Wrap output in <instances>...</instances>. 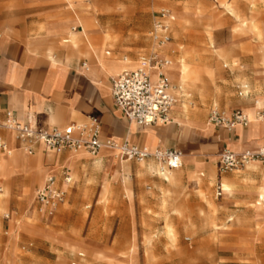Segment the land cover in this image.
Returning <instances> with one entry per match:
<instances>
[{
  "label": "rangeland",
  "instance_id": "obj_1",
  "mask_svg": "<svg viewBox=\"0 0 264 264\" xmlns=\"http://www.w3.org/2000/svg\"><path fill=\"white\" fill-rule=\"evenodd\" d=\"M24 1L0 0V18L13 19ZM35 1L32 4L51 9L57 19L71 21L69 28L64 22L49 31L77 35L85 51L81 44L76 49L62 44L63 37L62 48L75 50L78 59L98 58V63H103L100 58L118 59L126 64L118 73L113 69L114 78L135 68L149 52L154 14L168 12L174 17L173 48L166 46L172 53L166 68L175 101L172 108H181L185 118H200L204 123H193L200 132L209 133L213 109L225 116L240 111L251 117L246 105L256 111L264 108V0ZM83 30L87 45L80 36ZM102 37L103 44L96 41ZM178 61L188 67L183 82L172 73ZM260 124L264 121L251 120L248 127ZM65 153L81 156L71 167L64 161L58 167L46 166L58 186L64 173L73 172L70 189L59 188L64 198L52 210L34 197L47 171L39 154L34 158L41 168L39 186L29 201L26 196L5 197L6 187L0 185V264H125L122 255L132 235L136 241L132 264H264V217L254 210L258 182L250 174L254 164L218 175L217 154L209 158L199 191L191 187L187 173L179 183L175 174L183 169L170 170L171 184L166 182L159 170L167 171L166 166L152 158L130 159L115 167L119 159L113 151L96 156ZM16 156L26 160L21 152L11 151L6 161ZM256 166L262 167L256 172L261 174L264 166ZM20 168L17 162L13 176ZM225 180L232 183V192L219 196Z\"/></svg>",
  "mask_w": 264,
  "mask_h": 264
},
{
  "label": "crops",
  "instance_id": "obj_2",
  "mask_svg": "<svg viewBox=\"0 0 264 264\" xmlns=\"http://www.w3.org/2000/svg\"><path fill=\"white\" fill-rule=\"evenodd\" d=\"M35 2V0L23 2L19 14L13 18L16 19V23H12L14 20L9 17L0 18V122L4 120L5 113L10 112L21 123L31 119L39 129L49 130L84 125L89 119L94 118L98 123L100 141L110 140L118 144L126 143L128 146L150 151L174 150L180 152L182 166L179 169H183V171L175 175L179 178L180 183L181 176L187 173L190 175L191 187L199 191L202 190L203 172H207L211 163L209 158H215V155L220 154L223 150L241 153L264 148V124L248 127L247 123L245 126H239V130L236 127L231 131L210 126V131L206 134L193 126L195 121L204 122L200 118H185L182 115L183 111L178 106L171 108L167 124L140 126L129 122L114 106L110 94L113 76L125 68L126 64L118 59L100 58L106 67L101 68L98 58L95 62L87 58L78 59L75 50H70L67 46L61 47L60 40L64 36L55 35L49 31L52 30V27H57L64 22L65 26L69 28L71 21L57 19L51 9L35 6L32 4ZM156 14H154V21ZM240 16L237 14V17ZM173 22V16L170 15L169 37ZM148 35L150 38V33ZM245 38H252V36H245ZM150 42L149 52L138 59L135 68L142 58H147L153 52L161 54L171 62L172 53L166 51V46L172 43L169 42L162 49L153 46L151 38ZM84 49L85 46L82 45L81 51H85ZM114 67L117 72L115 74L113 73ZM246 106L251 108L252 114L256 111L253 105ZM178 120L183 121V124H179ZM11 134L0 130V145H5L9 152H21L26 160L22 161L19 156H16L19 168H22L19 169V175L9 177L6 175L5 166L6 158L9 156L0 152V160H3L4 163L3 166H0V185L6 187L9 197L26 196L29 201L35 186H39L36 183L38 179L37 160H34L37 154L40 156L41 167L47 170L43 178V185L49 175L54 178L52 176L54 172L46 166L58 167L60 162L64 161L71 167L77 161L78 156H81L80 154L70 155L65 152H55L43 146H33L32 153L27 154L22 148L23 145ZM231 146L237 147L235 151ZM103 151L108 150H101L99 154ZM124 162L127 161H115V167L117 165L121 167ZM215 168L218 175L223 174L218 173L217 160ZM259 168L262 167H253L250 172L256 184L258 177L255 173ZM159 170L164 180L171 184L169 176L172 171H164L162 167ZM117 171L115 173L118 175ZM47 173L49 175L46 176ZM197 173L200 174L197 176ZM70 175H73V172L71 174L68 171L64 173L63 183L58 186V183L55 182L56 187L68 191L70 189L68 184L72 181ZM65 177L68 179L67 181L64 180ZM218 189L220 190L218 195L221 196V184ZM125 192L130 194L127 188H125ZM0 193H2V189H0Z\"/></svg>",
  "mask_w": 264,
  "mask_h": 264
},
{
  "label": "built area",
  "instance_id": "obj_3",
  "mask_svg": "<svg viewBox=\"0 0 264 264\" xmlns=\"http://www.w3.org/2000/svg\"><path fill=\"white\" fill-rule=\"evenodd\" d=\"M169 19L168 12L161 11L156 14L150 32V38L156 48H162L170 42ZM170 64L168 59L153 52L147 58H142L136 68L125 70L111 80L110 94L113 104L129 122L140 126H157L169 122V112L175 101L164 69ZM256 117L258 120H264V108L257 112ZM208 121L212 126L227 131L248 123L240 111H233L229 116H225L215 109L211 110ZM0 130L12 133L27 154L32 153L33 146H43L55 152L85 151L91 156L98 155L101 150H109L116 152L119 160L143 161L152 158L169 170L182 166V155L174 150H155L150 153L146 149H138L126 143L100 141L98 123L94 118L80 126L43 130L31 119L21 123L12 113L6 112L4 120L0 122ZM0 152L9 154L3 144L0 145ZM252 163L264 165V148L241 153L223 150L217 158V170L221 174L239 170ZM64 180L68 179L65 177ZM63 198L64 192L56 187L53 177L47 178L45 184L35 191L37 204L51 210L60 204Z\"/></svg>",
  "mask_w": 264,
  "mask_h": 264
},
{
  "label": "bare ground",
  "instance_id": "obj_4",
  "mask_svg": "<svg viewBox=\"0 0 264 264\" xmlns=\"http://www.w3.org/2000/svg\"><path fill=\"white\" fill-rule=\"evenodd\" d=\"M173 20H174V17H173ZM93 30V29H92ZM80 36L85 40V44H89L88 41H87V37L85 35V32L83 30L82 34H80ZM97 42H101L103 44L104 40H103V37L102 38H97L96 40ZM62 44H67L68 46H70L71 48H74L76 49V46L81 44V41L79 40V37L77 35H71V34H68L67 36H64L63 37V40H62ZM167 45V44H166ZM164 45L162 47V49L166 46ZM67 46V47H68ZM154 46V45H153ZM169 46L172 47V44H170ZM154 51V50H153ZM156 51V50H155ZM160 52V51H158ZM159 54V53H158ZM161 55V54H160ZM162 56V55H161ZM182 61V60H181ZM172 62V60H171ZM187 63V62H185ZM101 68H104V64L103 63H98ZM189 65V64H188ZM169 67V66H168ZM167 68V67H166ZM166 68L164 69V73L166 75ZM115 69V67H114ZM188 67L186 64H184L183 62H177L176 63V66H174V69L172 71L173 74L177 75V77L180 78V81H185L188 77ZM257 104V103H256ZM173 107V106H172ZM258 111V110H257ZM257 111L254 112L253 114H251L252 116L250 117L248 114L242 112V114L247 118L248 120V124L251 123V120H254L255 122H262L264 120H258L257 117H256V114H257ZM179 124H183V121H177ZM185 122V121H184ZM209 127L211 126L210 124H207ZM239 128V127H238ZM237 128V129H238ZM12 135V134H11ZM116 153V152H115ZM236 153V152H235ZM11 155V151L9 152V154H7L6 156H10ZM39 157V156H38ZM17 158L14 157L12 159H9L7 160L5 163V166H6V172L7 174L9 175V177H12L13 176V172H14V169H15V166L17 164ZM3 162L0 163V166H3ZM254 164V166L256 167V164L258 163H252ZM251 165V164H250ZM162 170H164V168L162 167ZM264 170V169H262ZM167 171H170L169 169H167ZM255 173V172H254ZM36 174H37V177H39V175L41 174V168L39 166V164H37V167H36ZM49 175V173L46 174V176ZM255 175L258 177V186L255 188L254 190V194L256 196V201L254 203V210L255 212L258 214V216L261 218V217H264V171L260 173H255ZM45 176V177H46ZM173 174L171 173L170 174V179L172 178ZM221 183V182H220ZM43 183L40 185V187H42ZM126 186V185H125ZM221 189L222 191L225 193V194H230L232 192V189H233V185L232 183L230 184V182H226V181H222L221 183ZM6 195L5 197L8 196V191H6ZM127 195H129L128 193H126ZM35 197V196H34ZM43 207V206H42ZM264 219V218H262ZM173 229V228H172ZM135 233V232H134ZM165 233V232H164ZM124 235V234H123ZM173 236V235H172ZM124 238V237H123ZM126 238V236H125ZM119 242V241H118ZM136 250V241L134 239V235H132V239H131V245L127 251V253H124L122 256H124V260H122L125 264H132V255L134 254ZM167 252V251H166ZM184 253L183 251L181 252V254Z\"/></svg>",
  "mask_w": 264,
  "mask_h": 264
}]
</instances>
